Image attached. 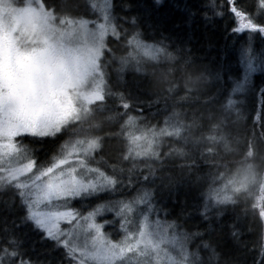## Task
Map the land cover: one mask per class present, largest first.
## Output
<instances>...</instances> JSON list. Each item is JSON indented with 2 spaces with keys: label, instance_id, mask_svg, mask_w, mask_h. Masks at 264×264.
I'll list each match as a JSON object with an SVG mask.
<instances>
[{
  "label": "snow or ice",
  "instance_id": "1",
  "mask_svg": "<svg viewBox=\"0 0 264 264\" xmlns=\"http://www.w3.org/2000/svg\"><path fill=\"white\" fill-rule=\"evenodd\" d=\"M90 7L97 5L0 0V264H53L56 251V264H130L134 257L137 264H162L158 253L168 245L185 249L181 264H248L249 255L251 264H264V243L256 244L257 254L242 239L247 208L237 211L231 196L212 193L209 200L201 192L169 220L163 193L171 197L182 181L157 174L163 161L159 170L137 163L148 154L159 159L157 126L170 118L167 104L161 107L148 87L149 65L203 75L209 64L171 35L142 29L130 0H106L100 23L85 18ZM256 7L248 0H212V17L223 20L226 31L235 18L233 35L248 33L240 38L242 74L234 78L229 69L223 80L217 72L204 103L232 108L231 93L247 85L242 106L259 121L264 140V106L256 114L246 102L257 90L264 98V87L252 79L254 72L264 74V0L259 15ZM186 11L195 15L191 6ZM202 15L211 19L207 11ZM21 226L50 245L46 257L27 244ZM148 256L155 258L139 259Z\"/></svg>",
  "mask_w": 264,
  "mask_h": 264
},
{
  "label": "trees",
  "instance_id": "2",
  "mask_svg": "<svg viewBox=\"0 0 264 264\" xmlns=\"http://www.w3.org/2000/svg\"><path fill=\"white\" fill-rule=\"evenodd\" d=\"M101 1L87 0L89 6L96 4L97 7H90L92 15L85 18L96 19L100 16ZM80 2L83 4L84 0ZM119 2L120 0H116V3ZM130 2L137 5L133 14L140 12L142 29L171 35L177 45L190 49L192 54L210 66V70L200 75L194 68H181L174 64L149 65L151 75L148 87L159 96L161 107L167 104L170 118L167 124L157 126L160 135L156 137L153 150L160 154L159 159L148 154L137 161L138 165H153L159 170L160 161H163V171H157V174L182 181L179 185H173L171 197L167 191L163 193L164 206L172 212L169 220L174 218L185 201L191 205L201 192L209 200H212V193L221 197L231 196L239 205L237 211L245 208L248 210V230L243 233L242 239L248 242V249L258 254L256 244L264 243V218L259 217V211H264V140L260 138L262 127L259 121L254 116L250 117L242 106L247 85L243 92L231 93V99L237 102L232 108L222 111L212 104L204 103L215 90L217 72H220L223 80H227L229 69L234 78L237 74H242L244 69L241 63L240 38H246L248 30L233 35L232 29L239 27V21L234 18L228 22L226 31L225 22L212 17V0ZM216 2L220 3V0ZM248 3H255L257 7L254 11L259 15V0H248ZM186 6L192 7L194 16H189ZM204 11H207L211 19L203 17ZM252 79L258 89L264 87V74L260 71L252 73ZM246 102L248 109L254 108L256 114L264 106V98L259 90L248 95ZM197 176L201 180L198 185L193 186L192 181ZM235 187L237 189L234 190ZM195 219L198 217H194ZM20 231L27 233L25 239L28 245L34 243L35 253H40L41 258L47 256L45 249L50 245L42 242L37 232L25 226H21ZM194 247L193 244L192 248ZM51 258L53 264H56L60 252L52 253ZM192 259L195 257L192 256ZM251 259L249 255L248 264H251Z\"/></svg>",
  "mask_w": 264,
  "mask_h": 264
},
{
  "label": "rangeland",
  "instance_id": "3",
  "mask_svg": "<svg viewBox=\"0 0 264 264\" xmlns=\"http://www.w3.org/2000/svg\"><path fill=\"white\" fill-rule=\"evenodd\" d=\"M107 2H109V0H107ZM106 3V0H102L101 4H100V8L102 9L104 4ZM103 16V12H100V17ZM89 19V18H86ZM91 20H96V19H91ZM97 23L103 22L102 19L101 20H96ZM240 181V179H239ZM239 184V183H238ZM237 189L236 187L234 188V190ZM40 210H49V209H45L43 206H41ZM110 218V217H108ZM104 231L106 233L111 232L112 229L111 228H105ZM113 238V237H112ZM83 239V237L81 238ZM167 250H161L158 255L160 257V259L162 260V264H168L169 260L172 261V264H181V262L185 259L184 256V251L185 249H181V248H176L173 247L171 245L166 246ZM155 256H148V257H140L139 259H143V260H152L154 259ZM192 259V257H191ZM130 264H137V259L134 257L132 259H130Z\"/></svg>",
  "mask_w": 264,
  "mask_h": 264
}]
</instances>
